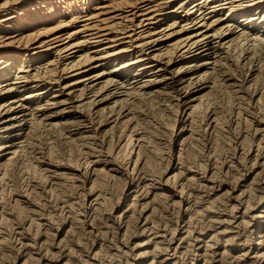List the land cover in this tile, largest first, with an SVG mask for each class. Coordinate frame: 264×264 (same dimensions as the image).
I'll return each mask as SVG.
<instances>
[{"label":"bare ground","instance_id":"bare-ground-1","mask_svg":"<svg viewBox=\"0 0 264 264\" xmlns=\"http://www.w3.org/2000/svg\"><path fill=\"white\" fill-rule=\"evenodd\" d=\"M0 264H264V0H0Z\"/></svg>","mask_w":264,"mask_h":264}]
</instances>
